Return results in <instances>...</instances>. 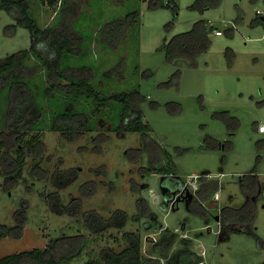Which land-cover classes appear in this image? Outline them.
Listing matches in <instances>:
<instances>
[{
    "label": "rangeland",
    "instance_id": "374dc122",
    "mask_svg": "<svg viewBox=\"0 0 264 264\" xmlns=\"http://www.w3.org/2000/svg\"><path fill=\"white\" fill-rule=\"evenodd\" d=\"M194 1L176 0L179 9L174 14L171 7L151 8L149 0H94L93 8L87 10L89 15L76 23L87 43L95 45L103 28L116 15L138 11V21L125 33L126 50L120 48L104 67L99 62L97 68L89 64L96 53L90 47L85 55L88 64L80 66L88 68L84 78H92L103 95L137 89L145 98L141 107L150 130L147 134L118 132L114 117L119 116L122 106L117 103L115 110L109 100L104 105L95 103L90 112L97 129L70 141L53 129L52 107L40 96L44 105L40 132L46 145L41 167L46 176L35 173L33 157L26 158L22 177L12 188L7 186L8 178L0 175V223L16 225L23 217L22 211L27 217L21 238L0 240V257L44 248L59 236L83 233L88 237L86 248L68 264L104 263L103 251L124 250L128 247L126 234L134 232L143 241L144 254L161 257L165 264H177L180 251L187 248L203 260L196 264H264V141L259 143L264 133L257 129L258 123L264 121V22L255 24L256 19L264 20V0H222L219 7L204 12L190 8ZM200 19L208 20L211 28L210 49L198 57L197 65L184 58L169 62L164 44ZM15 22L11 14L0 8V59L30 47L29 30L23 26L13 30L11 25ZM218 29L221 35L216 33ZM26 63L35 94L40 95L49 83L47 71L35 57L30 56ZM6 94L8 98L5 87L0 91V132L5 126ZM97 106L104 113L98 114ZM225 112L237 118V130L229 131L221 116ZM101 134L109 138L99 145L94 139ZM150 138L168 153L165 169L170 174L143 171L153 164L147 148ZM213 140H219L222 147L204 146ZM139 148L142 158L135 161V153L128 152ZM4 150H0V155ZM102 166L107 174L96 175ZM57 168H76L79 177L58 189L53 182ZM253 170L258 173L261 188L255 197L257 217L251 232H232L224 239L215 217L223 207L238 208L247 200L240 180ZM195 175L199 189L200 176L219 184L209 196H197L207 216L191 209L195 191L187 197L178 186L179 181L188 182V176ZM88 181L97 183V192L83 197L81 187ZM56 192L64 204L80 198L81 212L77 216L54 213L47 198ZM216 192L220 194L218 199ZM143 198L154 217L142 212ZM91 209L105 218L116 210H125L127 224L93 234L83 217ZM153 236L156 242L150 239ZM169 236L173 245L168 253H161L155 245Z\"/></svg>",
    "mask_w": 264,
    "mask_h": 264
},
{
    "label": "trees",
    "instance_id": "16d2710c",
    "mask_svg": "<svg viewBox=\"0 0 264 264\" xmlns=\"http://www.w3.org/2000/svg\"><path fill=\"white\" fill-rule=\"evenodd\" d=\"M64 1L67 0H62V2ZM69 1L73 8L76 5V0ZM41 2L51 7H57L60 3L57 13L61 15V0H41ZM221 3L222 0H195L190 8L204 12L207 9L219 7ZM149 6L151 8L171 7L174 14L179 9L176 0H149ZM0 8L6 10L15 19V24L11 25L13 30L16 26H23L29 30L31 41L28 49L0 59V91L5 87L8 88V98L6 94L7 99L5 100L7 102L4 113L5 126L4 130L0 132V150L5 149L0 155V175L4 174L8 178V188H12L22 177L27 157L34 158L35 173H38L42 178L46 176V172L41 167V163L45 159L46 145L40 132V123L44 113V105L40 96H44L52 107L53 129L59 130L67 140L76 141L87 132L96 130V121L91 119L90 112L94 109L95 103L104 105L109 100H112L115 110L117 103L122 106L119 116L114 117L117 119L116 130L118 132L139 131L147 134L150 127L141 107L145 98L139 94L137 89L103 95L99 89L84 78L81 71L73 72L66 69L67 66L63 67L65 62L75 54L76 50L73 45L80 41L76 34L68 31L67 24H64L62 29L42 28L30 13L29 3L25 0H0ZM138 19V11L131 12L124 18H117L106 24L101 35L105 42L116 45L124 37L129 26H132ZM263 22V19L255 20V24ZM210 29L208 20L200 19L194 22L191 29L173 35L163 46L167 60L174 62L184 58L192 65H197L198 57L210 49ZM84 52L78 56V60L86 62L87 51L84 50ZM30 56L41 62L49 77V83L45 86V90L40 91V95L35 94V89L29 79L26 59ZM82 71L86 72L83 69ZM177 74L173 77H176ZM70 103L73 105H69ZM100 107H95L98 114L104 113ZM221 116L227 122L229 131L233 132L238 129L237 118L231 116L229 112H225ZM108 138L105 134H101L94 140L100 145ZM208 138L211 139V136ZM263 141L264 139L259 143ZM147 146L153 164L151 167L143 168V171L170 174L165 169V158L168 153H165L159 143L152 138ZM204 146L222 147L219 140H213L212 143L207 142ZM99 150H101V146ZM132 152L135 153V156H131L133 160L137 161L142 158L140 148L133 149L128 153ZM95 172L96 175L107 174L104 166ZM78 177L79 170L76 168L66 170L57 168L53 175V182L56 188L63 189L75 182ZM200 177L202 178L201 188L195 191L190 206L193 211L207 216V211L198 202V197L209 196L211 191L218 189L219 184L208 182L204 176ZM185 182L184 180L179 181L180 190ZM240 186L247 195V200L238 208L225 206L217 213L220 235L224 239L229 238L232 232H242L243 230L251 232L257 217L255 197L261 188L257 171L253 170L244 174L240 180ZM96 192L97 183L95 181L85 182L81 187L83 197H90ZM171 196H173L172 192ZM47 200L54 213H68L77 216L81 212L80 198H75L69 204H64L60 194L56 192L50 194ZM140 204L145 206L144 208L139 206L144 214L154 217L155 213L144 198L140 200ZM21 213L23 217L16 225L0 223V240L7 237L19 239L23 236L27 217L24 211ZM83 215L85 226L93 234L103 233L112 228H123L128 221V213L121 209L116 210L109 218H105L95 209L88 210ZM126 236L127 248L120 252L106 249L102 255L104 263L90 262L88 264H165V259L163 260L161 257L144 254L143 241L139 234L128 232ZM87 242L88 237L83 233L59 236L51 239L44 248H34L0 257V264H68L83 253ZM172 245L173 239L169 236L155 246L161 253H168ZM202 261L199 260L198 253L189 248L180 251L176 260L177 264H196Z\"/></svg>",
    "mask_w": 264,
    "mask_h": 264
},
{
    "label": "crops",
    "instance_id": "0c3cea01",
    "mask_svg": "<svg viewBox=\"0 0 264 264\" xmlns=\"http://www.w3.org/2000/svg\"><path fill=\"white\" fill-rule=\"evenodd\" d=\"M25 1H27L29 3L30 13L37 20V22L39 23V25L42 28L54 27V28H61L62 29L64 24H67L68 31L70 33L76 34L78 36L80 41L73 45V47L76 50L75 54L67 62H65L64 66H63V67L67 66L66 69H69L73 72L79 70L83 74L86 73V72L82 71V68L80 65L85 66L86 64H88V62L78 60V56L84 54L85 53L84 50L90 49V47L93 49L95 48L96 53L94 54L95 57H93V59H91L89 61V64H94L97 66V64L100 62V64H102L101 65L102 67H104V65L108 61L109 57L117 54V51H119L120 48H122L123 50H126V47L124 46L125 45V42H124L125 34H124V37L121 39V41L116 45L105 42L102 35L100 34L99 39H98L99 41L96 43L97 45H99V48H98L96 46V44L95 45L93 43H92V45H90V43L88 44L87 41L85 40L86 39L85 36L75 26L76 23L81 18H83L86 15H89L87 10H88V8L90 10L93 8V6L95 5L94 0H87V1L76 0V5L73 8L71 7V2L69 0L64 1V2H62V0H61V8H62L61 15L59 13H57L58 10L60 9V7H59L60 3L57 7H51V6L41 2V0H25ZM122 17H125V15L124 14L116 15L115 19L122 18ZM218 30H220V29H218ZM216 33H217V30H216ZM221 34H219V35H221ZM87 44L89 45L88 47H87ZM79 49L82 50V52H80V54L78 52ZM106 67H107V70L105 72H108L110 69L108 68V65H106ZM97 68H98V66H97ZM84 69H86L85 71H88L87 67L83 68V70ZM102 76H103V74L100 73L99 77H101V79H103ZM91 79L89 80V82L93 86L96 87L95 82H92ZM63 81L66 82V80H63ZM258 125H259V123H258ZM257 129H258V126H257Z\"/></svg>",
    "mask_w": 264,
    "mask_h": 264
},
{
    "label": "built area",
    "instance_id": "2783aa9c",
    "mask_svg": "<svg viewBox=\"0 0 264 264\" xmlns=\"http://www.w3.org/2000/svg\"><path fill=\"white\" fill-rule=\"evenodd\" d=\"M221 33H222L221 30H217V34H221ZM258 131L261 132V133H264V121L262 123H259V125H258ZM197 178H198V175L188 176V182L186 181L185 184H184V186H183V188L181 189L182 190V194H186V192L188 190L189 191H196L199 188ZM215 198L216 199L220 198L219 192H216ZM150 239H152V241L154 240L155 242L157 241L156 240V237H154V236L152 238H150Z\"/></svg>",
    "mask_w": 264,
    "mask_h": 264
},
{
    "label": "water",
    "instance_id": "95a60500",
    "mask_svg": "<svg viewBox=\"0 0 264 264\" xmlns=\"http://www.w3.org/2000/svg\"><path fill=\"white\" fill-rule=\"evenodd\" d=\"M184 195H186L187 197L190 196V195H191V194H190V191L188 190V191L186 192V194H184ZM180 199H181V198H178V200H180ZM215 219L218 220V219H219V215H216Z\"/></svg>",
    "mask_w": 264,
    "mask_h": 264
}]
</instances>
